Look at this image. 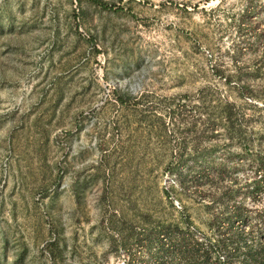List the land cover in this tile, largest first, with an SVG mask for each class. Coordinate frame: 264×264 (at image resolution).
<instances>
[{
	"label": "rangeland",
	"instance_id": "obj_1",
	"mask_svg": "<svg viewBox=\"0 0 264 264\" xmlns=\"http://www.w3.org/2000/svg\"><path fill=\"white\" fill-rule=\"evenodd\" d=\"M102 1L0 0V264H248L264 0Z\"/></svg>",
	"mask_w": 264,
	"mask_h": 264
},
{
	"label": "trees",
	"instance_id": "obj_2",
	"mask_svg": "<svg viewBox=\"0 0 264 264\" xmlns=\"http://www.w3.org/2000/svg\"><path fill=\"white\" fill-rule=\"evenodd\" d=\"M80 1V0H78ZM87 1L97 7L101 8H108V5L104 3L102 0H84ZM119 103V105H123L124 101L121 97H118L116 99ZM229 106H225L220 113L226 115V117L229 118V120L233 116V111L231 108V105L228 104ZM180 161L182 162L183 159L180 158ZM237 215V214H234ZM210 248H207L209 250ZM197 252L193 248H183V250L180 253V257L186 261V263L189 264H200L198 262V259L196 258ZM207 256V251L204 252V255L202 259H206ZM244 261L247 262L248 264H264V243L262 245L258 246H252L249 248L246 252V256L244 257Z\"/></svg>",
	"mask_w": 264,
	"mask_h": 264
}]
</instances>
